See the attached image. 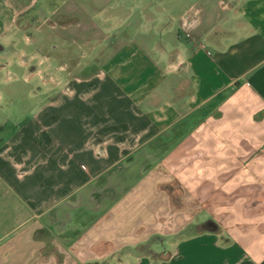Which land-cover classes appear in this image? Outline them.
I'll list each match as a JSON object with an SVG mask.
<instances>
[{"label": "crops", "instance_id": "1", "mask_svg": "<svg viewBox=\"0 0 264 264\" xmlns=\"http://www.w3.org/2000/svg\"><path fill=\"white\" fill-rule=\"evenodd\" d=\"M42 1L0 0L71 60L0 142V264H264V0Z\"/></svg>", "mask_w": 264, "mask_h": 264}, {"label": "rangeland", "instance_id": "2", "mask_svg": "<svg viewBox=\"0 0 264 264\" xmlns=\"http://www.w3.org/2000/svg\"><path fill=\"white\" fill-rule=\"evenodd\" d=\"M51 2L60 4L61 0H50V4L48 0H43L38 10L41 17H50ZM18 23L21 24L19 18ZM13 36L16 42L14 48L19 52L6 54L11 52L9 46L12 43H9L7 52L0 51V142L17 133L22 124L34 115L38 103L53 95L52 89L57 86L50 77H61L62 82L68 79L67 70L60 71V68L71 63L67 55H62L59 48L54 49L55 45L50 44L48 32L30 27L23 36L22 33ZM29 37L30 42L27 40ZM22 51L24 55L21 54ZM46 55L51 57L50 60L46 59ZM88 61L83 60L82 65L84 70L89 68L86 71L90 72L92 64L87 66ZM33 66H38L42 70L41 74L32 73ZM76 71L77 69H73L74 74ZM49 92L52 93L48 95ZM207 220L205 218L204 222Z\"/></svg>", "mask_w": 264, "mask_h": 264}, {"label": "trees", "instance_id": "3", "mask_svg": "<svg viewBox=\"0 0 264 264\" xmlns=\"http://www.w3.org/2000/svg\"><path fill=\"white\" fill-rule=\"evenodd\" d=\"M198 230L200 232H216L219 230V226L218 224L213 220V219H208L206 222L202 223L199 225ZM43 235V231H37L35 233V238L39 239L41 238ZM165 237H160V236H154L152 237L147 243L139 246L138 248L134 249L133 252L136 254H141V255H145V254H153L151 251V247L162 241L165 240Z\"/></svg>", "mask_w": 264, "mask_h": 264}, {"label": "flooded vegetation", "instance_id": "4", "mask_svg": "<svg viewBox=\"0 0 264 264\" xmlns=\"http://www.w3.org/2000/svg\"><path fill=\"white\" fill-rule=\"evenodd\" d=\"M7 52V51H6ZM1 53V52H0ZM214 195H216L217 197H220V198H224V196L220 193H214ZM212 208V204L211 203H208L206 206H205V211H210ZM208 219H212V218H208ZM219 226V225H218ZM220 229V227H219Z\"/></svg>", "mask_w": 264, "mask_h": 264}]
</instances>
